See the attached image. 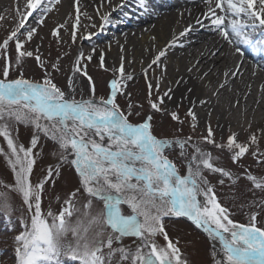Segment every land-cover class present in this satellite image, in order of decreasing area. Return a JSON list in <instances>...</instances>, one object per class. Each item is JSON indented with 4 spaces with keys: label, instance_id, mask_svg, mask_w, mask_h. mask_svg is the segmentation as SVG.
Instances as JSON below:
<instances>
[{
    "label": "snow or ice",
    "instance_id": "6c2138e0",
    "mask_svg": "<svg viewBox=\"0 0 264 264\" xmlns=\"http://www.w3.org/2000/svg\"><path fill=\"white\" fill-rule=\"evenodd\" d=\"M60 3L61 0H24L21 7L20 0H15L11 16L14 27L0 41V59L4 61L0 70V138L6 145L0 146V156L12 175L11 182L0 181V189H4L0 191V217L15 233L13 264H194L182 252L179 240L173 241L166 231L165 218L173 217L187 218L207 235L212 242V264H264V226L258 220L260 212L251 211L246 223L232 219L230 209L221 203L216 186L209 178L217 176L220 185L225 184V178L232 185L244 179L251 185L250 191L264 193V174L258 175L243 165L242 172H233L219 165V157L204 147L213 145L226 149L231 162L237 165L250 155L256 165L264 168V149L261 148L264 128L258 130V135L249 124L244 141L238 139L239 133L229 129L226 143H216L210 120L206 124V135L202 134L199 141H193L192 136L167 138L157 135L153 113L167 114L181 126L190 118L189 126L195 133L200 122L195 111L197 103L205 106L210 99L196 101L182 97L191 104L182 119L179 105L172 110L165 105V99H173V89L168 88L161 94L159 81L155 86L149 82L146 99L151 112L134 122L130 117L142 116V112L134 108L142 109L143 105H134L131 93L124 92L127 81L133 76L124 71L123 55L120 67L113 69L119 76L111 79L108 95L97 96L95 83L87 73V62L95 55L99 67L108 69L105 68L104 50L97 52L96 47L87 55L82 50L78 52L67 79V90L61 88L47 71L49 67L61 71V57L55 62L46 61L42 59L40 44L31 49L27 47L39 36L38 28L48 15L59 10ZM73 3L76 14L71 38L75 43L77 28L87 26L81 25L79 0ZM105 3L111 11L100 13L97 10L101 20L99 31L113 23L112 12L133 4L145 13L150 8V0H119L115 5L112 0H100V7ZM203 4L206 11L194 24H188L178 35L173 34L148 68L161 64L166 49L175 47L180 38L188 37L199 26L218 36L232 49L233 56L240 57L235 69L224 72V81L213 92V96H219L220 89L228 88L230 81L242 76L245 58L242 46L251 49L254 56L264 53V0H203ZM34 14H38V19L36 26H31L28 20ZM123 14L129 15L128 12ZM83 15L92 19L87 13ZM6 19L7 15L0 14V22ZM65 24H58L51 31L58 44L63 39L61 29L68 31ZM90 26L97 28L94 23ZM93 35L96 33L89 32L82 38L91 39ZM39 39L43 41L44 37L39 36ZM13 44L14 57L9 55ZM120 50L125 51L123 45ZM221 55H227L222 46L210 51L211 57ZM27 58H34L44 70L42 79L25 77L23 62ZM257 68L264 72V64H253V76ZM13 71L18 75L10 78ZM144 71L147 79V69ZM206 76L208 72L201 78ZM81 77L88 80L87 98L83 90L77 88V80ZM261 90L264 91V85ZM187 91L191 93L193 89ZM119 96L128 100L125 107L118 102ZM208 115L210 117L211 112ZM21 126L30 131L27 145L19 142ZM42 140L50 142L53 162L34 183V169L38 158L44 154ZM175 148L179 149V164L169 156ZM65 168L71 172L69 182L74 180L75 185L66 194L58 212L51 209L45 212L42 208L45 185L54 186ZM9 193L20 197L27 212L15 221V208L8 199ZM250 207L264 209V199L254 201ZM161 236L165 241L163 245L157 240ZM126 239L132 243L126 244Z\"/></svg>",
    "mask_w": 264,
    "mask_h": 264
},
{
    "label": "bare ground",
    "instance_id": "6f19581e",
    "mask_svg": "<svg viewBox=\"0 0 264 264\" xmlns=\"http://www.w3.org/2000/svg\"><path fill=\"white\" fill-rule=\"evenodd\" d=\"M112 3L118 4L119 0H112ZM20 6L23 7V4ZM77 6L82 13L81 25L87 26L77 28V38L79 43L91 45L90 48L79 50L87 55L93 47H96L97 52L103 49L105 63L112 65L113 69L120 67V56L123 55L124 71L131 74L134 79H140L144 70L147 69L149 73L154 74L153 85L155 86L159 81L161 94L168 88L173 89L171 93L173 99L171 101L165 99L167 108H177V105L179 108L183 105L191 107L188 99L182 100V97H189L196 101L210 99L211 102L205 106L197 103L195 111L199 116V124L207 123L210 119L212 126L223 132L228 131L231 125L243 123L245 126L249 124L258 126L264 122V91L261 90V85H264V72L257 68L256 75H252L253 64H264V53L254 56L251 49L242 46L245 52L241 67L242 76H237L230 81L228 88L220 89L219 96H213V92L224 81V72L235 69L240 57L233 56L232 49L218 36L199 26L188 37L180 38L175 47L167 48L166 56L161 58V64H154L152 68H148L159 50L166 48L173 34L178 35L188 24H194L195 19L206 11L203 0H150L148 13L133 4L126 9L112 12L113 23L106 25L103 31H99L101 20L97 10L99 9L100 13L110 12L111 9L107 3L100 7V0H79ZM7 8L8 1L0 0V12H6ZM58 9L50 13L45 23L39 27L46 28L49 35L58 24H65L67 21L65 27L69 31L74 23L76 13L73 0H61ZM124 12H128L129 15L124 16ZM83 13H87V16L92 19L89 20ZM70 16L72 19H69ZM37 19L38 14H34V17H29L28 23L36 26ZM93 23L97 25V28L90 26ZM68 31L61 29L63 35H66ZM89 32L96 35H93L91 39L82 38ZM39 36H43V40L46 39L43 33ZM153 36L156 37L155 40L151 39ZM66 38L65 36L64 41ZM257 38H259L258 35ZM34 44L38 43L34 41ZM181 44L183 46H180ZM120 45L124 46L123 53ZM221 46L222 51L227 55L211 57L210 51ZM93 57L98 60L97 56ZM197 60L200 61L199 64ZM189 68L192 69L191 72L188 71ZM204 72H208V76L201 78ZM178 80H181L179 85L176 84ZM188 88H192L193 91L189 93ZM237 100H239L238 105ZM254 107L263 112H261L262 117H259L261 113L254 112ZM209 112H211L210 117ZM159 126L162 127V124Z\"/></svg>",
    "mask_w": 264,
    "mask_h": 264
},
{
    "label": "rangeland",
    "instance_id": "374dc122",
    "mask_svg": "<svg viewBox=\"0 0 264 264\" xmlns=\"http://www.w3.org/2000/svg\"><path fill=\"white\" fill-rule=\"evenodd\" d=\"M8 1V8L6 12L0 14H5L8 16V19L5 21L0 22V41H2L8 32L11 31L12 27H14V22L11 20V16L14 14L12 9L15 5V0H7ZM20 4L24 5V0H20ZM39 35L41 33L44 34L46 37L45 40L41 41L40 39L35 38L33 42L27 47L30 49L33 48L36 44L41 45V52H42V59L50 62H55L57 57H61L59 63L61 71L56 72L50 67L47 69L50 72L55 80V82L61 87L67 90V79L71 75L70 69L71 66L78 55L79 49H87L90 48L91 45L88 43H79L77 38L76 42H72L71 38V29L68 33L62 36V41L58 44L54 38L49 35L46 28H38ZM65 36L67 37L64 41ZM81 44V45H80ZM9 55L14 57L15 56V47L14 44L10 45L9 48ZM3 59H0V70L3 67ZM105 68L101 69L99 67V61L92 59L91 62H87V73L89 76L92 77V81L95 83L96 87V94L97 96L100 95H108L109 88L108 85L111 79L114 76H119V74L113 72V66L109 63H105ZM23 71L26 78L29 79H42L44 75V70L41 69L34 58H27L23 62ZM155 71V69H154ZM18 75V72H10V78H15ZM154 83V74L149 73L147 71V79L145 78V71L144 74L140 79H132L131 81H127V87L124 88L125 93H131V102L134 105H143V108H134V111H141L142 116L136 117L132 116L134 122L142 119L143 115L148 114L151 112L149 105L147 103V95H148V83ZM77 88L78 90H83L85 94V98H87V94L89 91V84L87 77H81L77 80ZM155 90H153V95H155ZM118 102L121 104L122 107H125L128 103V100L125 99L124 96L118 97ZM199 107V106H198ZM189 107L187 105H183L181 108H178L179 114L181 118H184V113L187 111ZM169 110L176 109V107L168 108ZM197 109V108H196ZM255 113H261L258 108L254 107ZM263 113V112H262ZM260 114L259 117H262L263 114ZM255 115L253 114V117ZM153 123H154V130L157 135L164 136L167 138H173L174 136H180L181 138L192 136L193 141H199L200 136L206 135V124L203 122L199 124L196 132L193 133L190 126V118L185 121L184 125H178L176 122L172 121L170 116L167 114L162 113H153ZM210 120V119H209ZM254 120V118H253ZM162 124V127L159 126ZM248 126H245L243 123L237 125H231L229 129L231 131L239 133L238 139L240 141H244L247 138L248 132L246 131ZM214 135L216 143H226L227 137L230 134L228 131H220L217 130L214 126ZM264 128V122L255 126L252 124V130H257V134L259 135V129ZM182 129V130H179ZM30 140V131L29 129L21 126L19 129V142L24 143L27 145ZM41 144L44 145V154L42 158H38L37 165L34 169L32 180L33 182H37L40 178L43 177L45 174L46 166L49 163L53 162V156L51 154V144L50 142H45L44 140L41 141ZM0 146H6L0 138ZM205 150L212 152L213 156L219 157V165L228 168L233 172H242L243 168L241 165L245 167H249L251 171L256 174H264V168L256 165L253 161V158L250 155L245 156L243 160L240 161V164H233L230 159V153L224 149H218L213 147V145H205ZM261 148L264 149V139H261ZM191 149H189V152ZM179 149L175 148L170 153L169 156L172 159H176L177 163L179 164L178 160ZM184 169L181 168V172L183 173ZM71 176V172L69 169L65 168L62 170V175L56 179L55 185L53 186L51 183L45 185L44 195H43V203L42 208L45 212L51 209L53 212H58L61 208L63 200L66 194L72 189L75 185V181L72 180L69 182V177ZM210 180L216 186V193L219 197L221 203L227 206L231 213L232 219L246 223L248 220V214L251 211H258L260 215L258 216V220L260 221V225L264 226V209L259 207L252 208L250 205L254 201H260L264 199V193L260 191H250L251 185L244 179H241L236 185H232L231 182L227 181L225 178V184L220 185L218 183V178L215 175H211ZM0 181L4 182H11L12 175L10 170L8 169L5 160L2 156H0ZM0 191H4V189H0ZM8 199L12 206L15 208V212L13 213V221H15L16 217L21 215H27L26 209L22 206L20 197L15 193H9ZM78 207L81 205L78 204ZM124 207V211H128L126 206ZM165 226L166 231L169 234V237L175 241L179 240V246L181 247L182 252L194 262V264H212L211 260V251L212 245L211 242L208 240L207 236L198 228L193 226L190 222L185 221L182 218H165ZM14 232L9 229L8 223L2 217H0V264H13L14 261V241L13 236ZM158 242L163 245L165 241L163 237H157ZM126 244H131V240H125Z\"/></svg>",
    "mask_w": 264,
    "mask_h": 264
}]
</instances>
